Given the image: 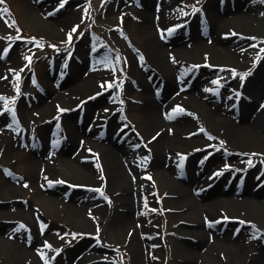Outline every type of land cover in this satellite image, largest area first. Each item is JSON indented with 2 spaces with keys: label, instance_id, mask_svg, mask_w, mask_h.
<instances>
[{
  "label": "rangeland",
  "instance_id": "374dc122",
  "mask_svg": "<svg viewBox=\"0 0 264 264\" xmlns=\"http://www.w3.org/2000/svg\"><path fill=\"white\" fill-rule=\"evenodd\" d=\"M211 1L213 0H177L180 14L172 20L171 31L162 37V41L167 45L168 54L172 55L175 48L191 40L192 31L196 30L194 27L199 25L197 22H201L202 25L208 23V17L201 13L202 6ZM219 1L223 4L222 0ZM237 1L247 0H234L230 4L227 3V6H231V12L228 13H236ZM65 2L66 0L46 1L48 12L43 17L48 18L47 22H43L38 16L32 14L27 0H3V3H0V13L6 18L5 23H0V57L11 52L17 54L15 58H9V56L3 60L5 63L0 73L1 77L7 79L5 88L0 89V207L6 209L4 216L0 218V224L5 227L0 230L2 244L0 245V264H22L25 258L20 255H23L21 250L15 254L3 244L6 240L14 241L15 236L9 232L13 228L20 230L22 242L26 245L36 242L33 251L38 256L41 255V247L46 249L49 259L41 260V264H93L102 260L112 261V264H139L142 261L137 247V235L131 229L133 225H136L138 229V226L146 225V229L139 237L144 242L143 257L147 258L146 262L182 264V258L186 255L181 243L195 244L197 239L193 234L181 233L180 226L191 228L193 225L185 222V219L176 220L177 215L171 207L165 179L152 163L151 139L157 131V126L155 123L150 125V116L146 113V106L143 103L146 92L143 91L140 80L143 73L151 78L158 76L144 61L146 50L151 42L141 27L140 10L143 9L145 0H73L69 6L64 7ZM65 14L73 15V22L68 27L61 28L59 25L50 24V21H57ZM175 26L178 30L174 29ZM206 26L205 32L208 31ZM69 34H71L70 41ZM221 35L227 39L223 41L225 45L227 44L226 46L231 44L230 39H232V47L250 45L252 50L248 51L244 61L234 62L226 58L223 61L219 60V65L213 64L210 58L207 59L202 54L192 56L190 50L186 51L185 54L191 57L189 60L191 62L182 68L188 78L181 83H176L180 89L175 90L189 93L201 82L208 81L211 84L208 90L210 95L215 99L223 100V105L230 109L233 105L239 107L241 88H237V84L234 85L229 80L234 77L243 83L252 77V73L258 67L263 66L264 37L258 36L257 32L253 33L252 30L246 31L236 26L222 28ZM207 36L209 35H206L204 40H207ZM80 46H82L81 50ZM82 50H85L89 61L97 62L96 65L107 69L108 75L99 84L83 87L78 92H69V90L64 96H69L71 99L61 97L64 99L56 101L54 95L58 90L61 92L73 85V80L69 79L71 73L69 69L72 68L70 59L75 57L76 61L73 64L76 65L79 56L84 55ZM54 71L58 73L61 83L49 93H45L43 78L47 73H49L48 76H52ZM106 88H112V90L105 94L109 99L105 103L102 91ZM162 90L163 88H155L150 95L158 98ZM170 96L171 93L166 95L164 101H168ZM51 100L53 104L48 108L40 103L43 101L46 105ZM90 101L91 109L97 113L93 126L98 135L104 136L107 130L108 121L104 120L105 115L116 112L118 117L113 121V127L120 135L118 140L132 146L140 154V158L136 159V168L146 189L139 201L142 208L141 216L135 217L130 224L119 227L113 224L115 220H119L117 215L124 211L121 207L115 210L109 209L104 214L95 211L86 213L79 211L76 216L75 211L58 203V200L68 198L74 186V195L71 196L75 198L93 197L95 199L97 197L107 202L110 193L103 187V180L67 174L60 166H57V163L42 170L31 160L35 149L41 147V143L51 147L52 150L56 149L55 153L62 157L64 155L62 150L65 149L66 142H69V139L67 141L69 133L63 127L62 120L65 118L72 122L82 121V113ZM184 102L182 101L175 108L179 113L185 110ZM6 125L9 126V133L12 134L11 151L5 149V141H2L5 139V135L2 134ZM82 125V130L86 134L88 132L91 134L89 131L92 129L91 122H82ZM195 126V128L193 125L190 126V131L205 127L202 122ZM52 128V133L42 138L44 131ZM121 135H124L123 138ZM80 137L82 136H78ZM216 141L217 145L211 143L210 146L219 148L226 155L225 159L240 161L241 164H245V167L255 163L261 166L254 175L259 182L264 183V153L262 151L252 146H248L247 150L232 151L224 145L220 137ZM175 146L180 158L186 159L188 153L181 150L178 144ZM194 149L193 146L192 150ZM205 152L206 150L200 152L198 157L208 160ZM82 154L83 159L77 160L78 163L84 165L85 161L89 160L87 157L94 156L98 176L103 177L101 175L102 158L99 159L98 151L91 147L84 149ZM180 169L183 174L187 173L184 164H181ZM37 171L43 174V177L38 180L33 175ZM241 174L240 187L244 184L245 172ZM234 175L235 172L232 171L228 174L227 185ZM216 180L217 177H214L203 182L201 191L204 195L208 190L205 186ZM72 182H78V184L73 185ZM8 185L14 186L11 193L7 188ZM38 192H44L48 196L57 194L58 200L50 197L51 200H48L50 209H48L36 200ZM208 194L211 199L218 196L214 200L224 197L217 190ZM25 210L29 211V219L35 223L34 227L28 223ZM219 210L227 215L234 213L232 208L227 207H218L213 213ZM220 219L223 221L221 227H224L231 218L226 217L222 220L221 216L217 217L215 222ZM206 220L208 219H204L205 222ZM206 230L209 231L211 228L207 226ZM229 230L233 238L242 236L241 240L254 239L257 243H264V225L261 223L255 224L243 220L233 223ZM201 245L196 247L199 248ZM87 248L92 250L91 254H85ZM93 252L104 256L100 259L101 256L97 257L98 254L95 253L96 257H91ZM203 254H199L198 257L201 264H217L216 261L224 264H243L236 256L227 255L223 251L216 253L218 257H213L216 263L206 261L211 258H206Z\"/></svg>",
  "mask_w": 264,
  "mask_h": 264
},
{
  "label": "bare ground",
  "instance_id": "6f19581e",
  "mask_svg": "<svg viewBox=\"0 0 264 264\" xmlns=\"http://www.w3.org/2000/svg\"><path fill=\"white\" fill-rule=\"evenodd\" d=\"M46 1L48 0H27V5H29L32 14L38 16L43 22L48 21L47 17V19L43 17L48 12ZM72 1L66 0L63 6H69ZM222 1L223 4H220L219 0H213L202 6L201 14L208 17V23L202 25L201 22H197L199 25L194 27L196 30L192 31L191 40L187 44L175 48L172 55L166 51L167 45L162 41V37L171 31L172 26L170 24L172 20L180 14L177 0H145V5L140 10L142 13L140 16L141 27L148 40L151 41L146 50L144 61L154 69L155 75L158 76L157 78H151L143 73L140 80L142 89L146 92L143 103L146 106V113L150 116V125L155 123L157 126V131L151 139L152 163L165 179L171 207L177 215L176 220L185 219V222L190 223L191 226L193 225L191 228L180 226L183 235L193 234L197 239L195 244L181 243L186 255L182 258V264H201V261L199 262L200 258H198L201 253H204V257L211 258L206 260L208 262L224 264L213 259V257H218L216 253L221 251L227 255L236 256L243 264H264V243H257L254 239L241 240L240 237L242 236L233 238L229 230L233 223L243 220L264 225V183L259 182L254 175V172L261 166L255 163L248 164L245 167V164H241L240 161L227 160L225 159L226 155L219 148L210 146L211 143L217 145L216 139L220 137L229 150H247L248 146H252L264 153V64L252 73V77L248 78L249 80L247 79L243 83H240V79L230 78L231 83L237 84V88H241L239 107L233 106L228 109L223 105V100L212 97L208 91L211 87L208 81L201 82L197 88L189 93L175 90L176 88L180 89L176 83H181L188 78L187 73L182 68L191 62L189 61L191 57H187L185 54L186 51L190 50L192 56L202 54L207 59L210 58L211 62L216 65L220 64L218 63L219 60L223 61L226 58L234 62H241L248 56V51L252 50L250 45L232 47V39H230L231 44L228 46L224 44L223 41L227 39L221 35L222 28L236 26L244 28L246 31L252 30L253 33L257 32L258 36L264 37V0L237 1L235 5L236 13L234 14L228 13L231 12V6H227V3L230 4L234 0ZM72 19L73 15L65 14L57 21L49 20L51 22L49 23L64 28L73 22ZM5 20L6 18L0 13V23H5ZM205 26L208 29L207 32L204 30ZM206 35L209 36H207V40H204ZM79 49L81 50L82 46ZM82 52L84 55L79 56L76 65L73 64L76 61L75 57L70 59L72 68L69 69L71 71L69 79L73 80V85L61 92L58 90L54 95L56 101H59L61 97H66L65 99L69 100L71 97L64 96L69 90V92H78L83 87L99 84L108 75L107 69L96 65L97 62L89 61L87 55H85V50H82ZM12 53H6L2 58L0 57V73L4 67L5 62L3 60L5 58L9 56V58L17 57V54ZM48 75L49 73L43 78L45 93H49L61 83L56 71L52 76ZM4 78L6 77L0 76V89H4L6 86L7 79ZM185 85L187 87V84ZM155 88H163L159 98L150 95ZM110 90L112 89L108 91ZM106 92L102 94L105 103L109 100L105 96ZM170 93L171 96L168 101H164L166 95ZM182 101H185L183 114L175 109ZM40 103L48 108L53 104V101H49L46 105L43 101ZM91 105L90 101L83 112L81 123L68 121L65 118L62 120L63 127L69 133V138H67L69 142H66V147L62 150L64 154L62 157L55 153L56 149L52 150L51 147L49 148L41 143V147L35 149L31 160L34 165H38L42 170L50 168L53 163H57V166H60L67 174L72 173L84 178L103 180V187L107 188L110 193L107 202L99 200L97 197L95 199L93 197L75 198L71 196L74 195V186L71 195L66 199L58 200L57 194H55L56 196H48L44 192H38L36 200L50 209L48 200H51L50 197H52L58 200V203L69 207V210L75 211L76 216L79 211L83 213L95 211L104 214L109 209L115 210L121 207L124 211L117 215L119 220H115L116 222H113V224L117 227L130 224L132 220H135V217L141 216L142 208L139 201L146 189L138 176V169L136 168V159L140 158V154L132 146L123 144L118 140L119 134L113 127V121L118 117L116 112L105 115L106 119L104 120L108 121L107 130L104 136L98 135L95 126H93L97 113L91 109ZM225 112L227 113L225 114ZM86 121L91 122L92 129L89 130L91 134L89 132L86 134L82 130V122ZM200 122L205 125L203 129L196 128V130L190 131V126L193 125L194 127ZM4 129L2 135H5V139L3 138L2 141H5V149L11 151L12 134L9 133V126H4ZM52 130L53 128L44 131L42 138L50 135ZM78 136L82 137L78 138ZM176 144L181 147V150L188 153L186 159H181L180 155L177 154ZM193 146L195 147L194 150H192ZM91 147L98 151L99 159L102 158L101 175L103 177L98 176L95 158H93L94 160L85 161L86 164L84 165L79 164L77 161L83 159L84 149L87 150ZM203 150H206L205 154H207L208 160L198 157ZM181 164H184L187 170L186 174H183L180 169ZM231 171L235 172V175L227 185V176ZM241 172H245L242 187L239 185ZM33 175L36 180L43 177V174L38 171ZM214 177H217V180L206 190L204 195L201 191V185L205 180L208 181ZM72 183L73 185L74 183L78 184V182ZM64 185L67 186L68 184ZM7 188L10 193L14 190L13 185H8ZM214 190L219 191L220 195H224V197L214 200L218 197L216 196L212 200L208 193ZM218 207L232 208L234 213L227 215L221 210L213 213ZM5 212L6 209L0 207V218L4 216ZM24 213L28 216V223L34 227L35 223L29 219V211L25 210ZM221 216L222 220H225L226 217L231 218L224 227H221L223 222L221 219L215 222V219ZM204 219L208 220L205 222ZM207 226L211 228L210 232L206 230ZM138 227L139 229L136 225H133L131 229L135 231L138 238L137 247L142 261L139 264H150V262H146L147 258L143 257L145 246L143 240L139 238L146 229V225ZM4 228L0 224V230ZM9 232L15 236V239L14 241L6 240L3 244L15 254L21 250L23 255H20L22 258L25 257L23 263L41 264V260L49 259L44 247H41V255L38 256L33 251L36 242L31 245L22 242L19 229L13 228ZM202 242L203 245H201ZM0 245H2L1 242ZM196 245H201V247L197 248ZM91 251L90 248H87L85 254H91ZM95 253L98 254L97 257L101 256L100 259L104 256L101 253L93 252L91 257H96ZM93 264H112V261L104 262L102 260Z\"/></svg>",
  "mask_w": 264,
  "mask_h": 264
},
{
  "label": "snow or ice",
  "instance_id": "6c2138e0",
  "mask_svg": "<svg viewBox=\"0 0 264 264\" xmlns=\"http://www.w3.org/2000/svg\"><path fill=\"white\" fill-rule=\"evenodd\" d=\"M0 3H3V0H0ZM5 12H6V10H4ZM73 31H75V29H73ZM71 40V34H69V41ZM242 79H243V77H242ZM169 118H171V117H169Z\"/></svg>",
  "mask_w": 264,
  "mask_h": 264
}]
</instances>
